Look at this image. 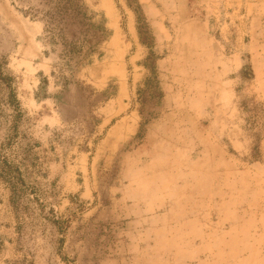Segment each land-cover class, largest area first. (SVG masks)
<instances>
[{
    "label": "rangeland",
    "instance_id": "1",
    "mask_svg": "<svg viewBox=\"0 0 264 264\" xmlns=\"http://www.w3.org/2000/svg\"><path fill=\"white\" fill-rule=\"evenodd\" d=\"M80 2L0 0V264H264V0Z\"/></svg>",
    "mask_w": 264,
    "mask_h": 264
},
{
    "label": "trees",
    "instance_id": "2",
    "mask_svg": "<svg viewBox=\"0 0 264 264\" xmlns=\"http://www.w3.org/2000/svg\"><path fill=\"white\" fill-rule=\"evenodd\" d=\"M81 0H48L49 10L43 17L47 23L56 31L55 37L60 38V43L65 50V56L79 61L89 60L97 46L103 41L105 31L100 27L95 29L92 17L88 16L80 2ZM52 4H55L52 7ZM47 31L53 34L50 26L46 25ZM73 30L72 33H70ZM70 38V40L67 39ZM0 81L4 82L9 91V103L16 106L18 104L16 94L11 84L12 77L4 75L0 71ZM158 102L163 99V94L158 90ZM148 122H145V126ZM142 131L137 135L141 138Z\"/></svg>",
    "mask_w": 264,
    "mask_h": 264
},
{
    "label": "crops",
    "instance_id": "3",
    "mask_svg": "<svg viewBox=\"0 0 264 264\" xmlns=\"http://www.w3.org/2000/svg\"><path fill=\"white\" fill-rule=\"evenodd\" d=\"M149 126L152 127V128L156 127V125H153V123H150Z\"/></svg>",
    "mask_w": 264,
    "mask_h": 264
}]
</instances>
